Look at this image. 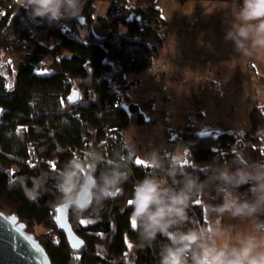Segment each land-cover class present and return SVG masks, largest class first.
<instances>
[{
    "label": "trees",
    "instance_id": "obj_1",
    "mask_svg": "<svg viewBox=\"0 0 264 264\" xmlns=\"http://www.w3.org/2000/svg\"><path fill=\"white\" fill-rule=\"evenodd\" d=\"M96 1L111 5L108 15L97 21ZM130 1L87 0L79 19L49 25L29 19L18 0H0V210L15 213L27 225L52 264H159V249L167 242L158 237L151 247H141L138 231L132 226L128 201L134 185L150 172L149 164L138 163L136 155L120 191L79 216L70 210L68 219L84 241L82 250L72 249L57 221V208L62 204L56 176L65 163L97 148L111 164L125 143L130 113H137L140 122L144 119L139 105L131 103L129 110L125 107L130 103L131 86L138 82L128 81L126 75L145 72L154 65L158 48L149 39L158 37L167 20L157 7L138 2L130 5ZM175 1L181 5L232 3ZM65 21L70 23L68 28ZM95 23L109 29L104 38L92 31ZM42 31L47 32V45L35 40ZM31 44H35L33 51L27 53ZM11 54L20 56L16 67ZM47 56L52 59V72L37 73ZM74 92L79 98L72 103ZM153 105V100L143 103L150 113ZM248 123L244 135L224 132L203 136L199 124L176 133L165 127L164 134L172 148H187L181 166L204 180L208 166L214 161H231L237 151L247 152L253 160L264 157V106L249 112ZM123 154L128 155L126 150ZM189 215L197 224L207 223L203 204L194 205ZM127 237L133 243L132 253L128 252Z\"/></svg>",
    "mask_w": 264,
    "mask_h": 264
},
{
    "label": "clouds",
    "instance_id": "obj_2",
    "mask_svg": "<svg viewBox=\"0 0 264 264\" xmlns=\"http://www.w3.org/2000/svg\"><path fill=\"white\" fill-rule=\"evenodd\" d=\"M18 3L29 19L53 25L79 19L87 0ZM229 7L224 41L231 42L237 59H264V0H232ZM183 152L154 150L144 157L150 172L134 185L128 201L140 246L151 247L164 237L159 264H264V157L253 160L237 151L231 161H214L201 180L181 166ZM134 155V145L128 141L111 164L97 148L74 155L56 176L60 203L77 216L101 205L128 180ZM244 186L248 187L241 192ZM202 204L208 206L210 218L197 224L189 213ZM226 218L246 222V227L236 230L235 225L223 223Z\"/></svg>",
    "mask_w": 264,
    "mask_h": 264
},
{
    "label": "rangeland",
    "instance_id": "obj_3",
    "mask_svg": "<svg viewBox=\"0 0 264 264\" xmlns=\"http://www.w3.org/2000/svg\"><path fill=\"white\" fill-rule=\"evenodd\" d=\"M136 2L157 7L167 20V25L158 31V37L149 39L158 48L154 65L145 72L126 75L128 81L138 82L131 86L130 103L125 107L129 110L131 103L137 104L144 115L140 122L137 113H130V123L124 131L125 142L134 145L137 162L148 164L144 157L154 150L172 153L183 149L184 157L187 156V148H172L168 144L165 127L176 133L182 127L199 124L203 136L224 132L246 134L249 112L254 107L264 106V59H237L231 42L224 41L231 4L190 2L181 5L175 0H133L129 4ZM94 5L96 21L108 15L110 3L96 1ZM82 22H86L85 18ZM69 24L66 22V28ZM120 29L125 30V27ZM92 31L96 37L104 38L109 29L95 23ZM35 40L47 45V32L42 31ZM34 45H30L27 53L33 51ZM65 56L70 54L65 53ZM12 58V66L16 67L20 56L15 54ZM51 62V57H45L36 72L50 74ZM149 100L154 102L151 113L143 106ZM203 205L208 222L209 209ZM223 223L235 225L239 231L246 227V222L242 224L230 218ZM126 239L130 245L128 252L132 253L133 243Z\"/></svg>",
    "mask_w": 264,
    "mask_h": 264
},
{
    "label": "water",
    "instance_id": "obj_4",
    "mask_svg": "<svg viewBox=\"0 0 264 264\" xmlns=\"http://www.w3.org/2000/svg\"><path fill=\"white\" fill-rule=\"evenodd\" d=\"M78 98V92H74L70 101L75 103ZM70 210L64 205L58 207L57 221L61 231L66 233L70 246L77 252L84 248V241L69 222ZM27 229V225L15 213L0 210V264H52L46 249Z\"/></svg>",
    "mask_w": 264,
    "mask_h": 264
},
{
    "label": "snow or ice",
    "instance_id": "obj_5",
    "mask_svg": "<svg viewBox=\"0 0 264 264\" xmlns=\"http://www.w3.org/2000/svg\"><path fill=\"white\" fill-rule=\"evenodd\" d=\"M129 203H131V201H129ZM132 226L135 227V222L132 221Z\"/></svg>",
    "mask_w": 264,
    "mask_h": 264
},
{
    "label": "crops",
    "instance_id": "obj_6",
    "mask_svg": "<svg viewBox=\"0 0 264 264\" xmlns=\"http://www.w3.org/2000/svg\"><path fill=\"white\" fill-rule=\"evenodd\" d=\"M1 114H2V109L0 108V116H1Z\"/></svg>",
    "mask_w": 264,
    "mask_h": 264
},
{
    "label": "built area",
    "instance_id": "obj_7",
    "mask_svg": "<svg viewBox=\"0 0 264 264\" xmlns=\"http://www.w3.org/2000/svg\"><path fill=\"white\" fill-rule=\"evenodd\" d=\"M14 55H15V54H11V56H10V57L12 58V56H14Z\"/></svg>",
    "mask_w": 264,
    "mask_h": 264
}]
</instances>
